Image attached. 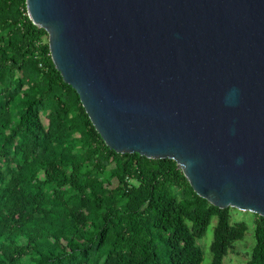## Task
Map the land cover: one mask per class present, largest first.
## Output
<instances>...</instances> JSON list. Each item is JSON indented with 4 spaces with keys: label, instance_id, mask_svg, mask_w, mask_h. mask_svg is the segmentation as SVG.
<instances>
[{
    "label": "water",
    "instance_id": "95a60500",
    "mask_svg": "<svg viewBox=\"0 0 264 264\" xmlns=\"http://www.w3.org/2000/svg\"><path fill=\"white\" fill-rule=\"evenodd\" d=\"M115 153L175 162L219 209L264 218V0H25Z\"/></svg>",
    "mask_w": 264,
    "mask_h": 264
},
{
    "label": "trees",
    "instance_id": "16d2710c",
    "mask_svg": "<svg viewBox=\"0 0 264 264\" xmlns=\"http://www.w3.org/2000/svg\"><path fill=\"white\" fill-rule=\"evenodd\" d=\"M170 159L109 149L56 71L25 0H0V264H222L247 225ZM246 264H264L253 214Z\"/></svg>",
    "mask_w": 264,
    "mask_h": 264
},
{
    "label": "rangeland",
    "instance_id": "374dc122",
    "mask_svg": "<svg viewBox=\"0 0 264 264\" xmlns=\"http://www.w3.org/2000/svg\"><path fill=\"white\" fill-rule=\"evenodd\" d=\"M234 219L243 221L247 225V230L243 238L234 243V250L224 256L222 264H246L247 258L250 255L251 249L254 245L253 237V214L250 212H240L232 210ZM215 223V218H212L209 226L207 227L205 236L199 240L200 247L203 251V260L201 264H208L210 260L209 243L212 238V228Z\"/></svg>",
    "mask_w": 264,
    "mask_h": 264
}]
</instances>
